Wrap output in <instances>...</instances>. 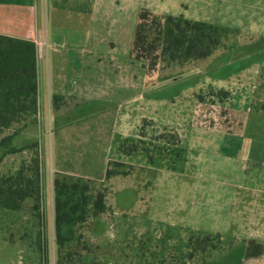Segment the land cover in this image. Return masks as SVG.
Segmentation results:
<instances>
[{
    "label": "rangeland",
    "instance_id": "374dc122",
    "mask_svg": "<svg viewBox=\"0 0 264 264\" xmlns=\"http://www.w3.org/2000/svg\"><path fill=\"white\" fill-rule=\"evenodd\" d=\"M78 1L43 0L42 42H82L87 15L76 11ZM89 6L101 14L89 41L100 42L101 58L88 71L98 68L97 59L109 74L125 69L123 62L137 64L129 52L141 9L224 26L230 34L204 59L160 63L155 72L165 78L156 81L164 85L140 89L123 127H104L115 132L112 141L99 137L96 126L105 104L84 99L68 115L94 124L89 141L69 143L63 159L46 132L44 153L32 145L41 127L15 123L5 130L1 136L21 127L10 144L26 139L28 146L12 153L0 148V178L11 181L18 172L33 178L38 200L18 210L0 207V264H247L243 247L264 244V0H92ZM66 47L68 60L53 66L71 76L79 62ZM110 93L108 104L128 97ZM143 119L155 128L140 131ZM168 132L180 138L179 159ZM108 161H118L109 168L122 173L106 179ZM57 167L90 182L106 207L65 246L55 223V182L66 174Z\"/></svg>",
    "mask_w": 264,
    "mask_h": 264
},
{
    "label": "trees",
    "instance_id": "16d2710c",
    "mask_svg": "<svg viewBox=\"0 0 264 264\" xmlns=\"http://www.w3.org/2000/svg\"><path fill=\"white\" fill-rule=\"evenodd\" d=\"M229 34L230 30L224 26L141 9L129 56L145 63L146 73L150 74L160 63H182L208 57ZM37 95L36 44L28 39L0 34V148L3 153L22 149L10 144L21 127L19 132L1 135L15 123H22V128L35 123ZM146 125L155 128L151 120L143 119L139 130H144ZM167 135L178 145L177 159L181 158L183 148L178 134L168 132ZM125 139L127 137L118 145L121 153ZM135 151L134 147L126 155ZM111 163L120 165L118 161ZM111 163L105 172L106 179L122 173L109 168ZM10 179L0 178L1 208L18 210L26 200H38L36 180L23 176L21 172ZM55 193V223L59 229V244L65 246L78 240L76 231L90 216L105 211V201L101 192L93 193L90 182L72 175H62L56 180Z\"/></svg>",
    "mask_w": 264,
    "mask_h": 264
},
{
    "label": "crops",
    "instance_id": "0c3cea01",
    "mask_svg": "<svg viewBox=\"0 0 264 264\" xmlns=\"http://www.w3.org/2000/svg\"><path fill=\"white\" fill-rule=\"evenodd\" d=\"M91 2L92 0H87L86 4L84 0H79L77 7H75L79 14L87 15L82 42H42V38L46 36L47 28L43 0H0V34L28 39L36 44L38 95L36 120L33 126L36 129L42 128L40 130L42 137L39 139L36 135L31 143L36 145L38 150L42 149L44 153L46 141L43 135L46 132L51 139L49 144H51L52 151L58 153L60 159H63V154L70 147L69 143L89 141L87 136L94 126L93 123L87 121L86 118L88 117H80L77 120L74 117L71 118L68 112L72 105L83 99L95 104H105V111L99 113L102 115L96 126L100 127L99 137L104 136V140L112 141L115 132L111 134V131L105 128L108 125L116 124L123 127L126 124L124 123L127 120L125 112L133 110L140 96V89L148 87L153 90L155 86H161L165 83V81H156V79L165 78V76H159L155 71L152 74H147L141 61H135L137 64L123 62L122 65L125 66V69L116 72L111 71L109 74L101 59H97L94 63L98 68L88 71L91 61L93 62L96 56L101 58L100 42H89L92 22L99 20L101 16L97 11L92 12L89 6ZM81 24L83 25V23ZM59 35L52 33L50 36L57 37ZM66 46L69 47L68 49L73 48L72 50L76 52L75 60L79 62V69L71 76L61 72L60 69L54 71L53 66V63L56 62L57 67H60L61 62L68 60L64 57L69 55L65 56L61 50V47L67 48ZM138 67L141 68V72ZM112 91L113 94L127 95L128 97L123 101L108 104V94H112L110 93ZM262 95H264V87ZM55 99H57L56 102ZM149 101L151 100L147 99V102ZM163 102L165 103V100ZM78 120L79 122H77ZM77 126L81 129H73ZM126 135L128 133H124L123 136ZM97 140L101 141L100 139ZM22 143H26V139L20 142V144ZM11 145L13 148L28 146V144L13 146V143ZM54 170L66 175L79 176L75 171L67 168L57 167ZM252 238L261 239L262 237L252 236ZM260 243L257 244L261 245L260 250L250 251L243 247L241 253L248 257L246 259L247 264H264V244Z\"/></svg>",
    "mask_w": 264,
    "mask_h": 264
}]
</instances>
